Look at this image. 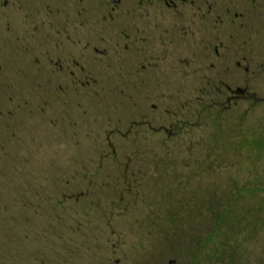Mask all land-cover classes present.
<instances>
[{
  "label": "rangeland",
  "instance_id": "obj_1",
  "mask_svg": "<svg viewBox=\"0 0 264 264\" xmlns=\"http://www.w3.org/2000/svg\"><path fill=\"white\" fill-rule=\"evenodd\" d=\"M48 51L0 45V264H264V103L237 112L235 155L215 126L167 140L109 79L59 92Z\"/></svg>",
  "mask_w": 264,
  "mask_h": 264
},
{
  "label": "flooded vegetation",
  "instance_id": "obj_2",
  "mask_svg": "<svg viewBox=\"0 0 264 264\" xmlns=\"http://www.w3.org/2000/svg\"><path fill=\"white\" fill-rule=\"evenodd\" d=\"M0 45L9 55L47 46L59 92L103 90L109 79L135 93L139 133L173 140L215 126L212 138L232 155L241 105L244 120L264 103L255 84L264 79V0H0Z\"/></svg>",
  "mask_w": 264,
  "mask_h": 264
},
{
  "label": "trees",
  "instance_id": "obj_3",
  "mask_svg": "<svg viewBox=\"0 0 264 264\" xmlns=\"http://www.w3.org/2000/svg\"><path fill=\"white\" fill-rule=\"evenodd\" d=\"M257 191V190H260V188L258 187H252L251 189H245L244 186L241 187L240 189H237V193L238 194H242V193H249V192H252V191ZM1 235H0V253H1V256L5 253V251L7 250L6 247H5V241H3V237H5V233L3 231L0 232ZM10 241V240H9ZM8 243V241H7ZM4 256V255H3ZM2 259V261L6 260L4 257H0Z\"/></svg>",
  "mask_w": 264,
  "mask_h": 264
}]
</instances>
